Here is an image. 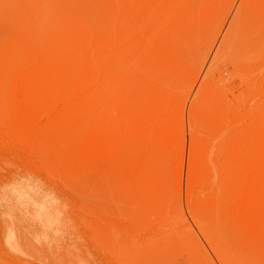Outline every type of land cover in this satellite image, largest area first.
I'll return each instance as SVG.
<instances>
[{"label":"rangeland","instance_id":"rangeland-1","mask_svg":"<svg viewBox=\"0 0 264 264\" xmlns=\"http://www.w3.org/2000/svg\"><path fill=\"white\" fill-rule=\"evenodd\" d=\"M59 1L64 6L67 4V12L76 17L85 14L80 19L93 25L97 22L96 27L123 26L122 14L118 16L110 0H73V4L71 0L70 3ZM42 2L0 0V78L3 79L0 90L9 79L3 73L16 54V44L32 42L36 31L52 16L47 2ZM133 3L141 5L147 16L153 11L152 15L158 17H152L154 26H160L156 34H167V42L173 45L168 55V63L176 60L168 64L173 71L169 67L161 72L149 71L145 77H150L157 87L185 106L190 132L201 140L206 139L207 147L215 153L222 141V131L236 132L251 122L264 123V0H193L189 6L164 12L155 5V0ZM146 4L149 10L152 7L151 11ZM87 7L91 12L94 9V13L90 15ZM144 16L141 20L147 17ZM159 18H162L160 22ZM191 76L193 83L197 82L194 87ZM37 83V109L42 112L51 105L60 81L58 77L48 76L40 77ZM3 99V103L0 101V117L4 115V119L0 118V264H262L249 255L237 253L222 233L220 223L199 220L192 227L182 218L174 200L168 199L171 195L158 162L146 161L141 172L123 166L86 165L71 155L69 133L58 127L51 129L46 120L36 118L28 131L31 136L8 128L4 123L6 113L2 111H7V101ZM100 112L110 113L111 108L105 106ZM36 139L38 142H34Z\"/></svg>","mask_w":264,"mask_h":264},{"label":"bare ground","instance_id":"bare-ground-1","mask_svg":"<svg viewBox=\"0 0 264 264\" xmlns=\"http://www.w3.org/2000/svg\"><path fill=\"white\" fill-rule=\"evenodd\" d=\"M44 1L47 2L52 16L48 21L45 20L47 22L36 31V34L34 32L32 42L23 43V38L20 41L22 44H16L14 58L9 59L11 61L8 66L4 65V67L7 66L3 73L4 77H9L7 83L4 82L6 85L3 89L1 88L2 91L0 90V101L4 102L2 97L7 101V111L2 110L6 113L5 125L26 136L24 133L31 129L36 118L46 120L51 125V129L53 127V130H57L54 127H58L69 133L71 155L91 167L123 166L132 172H141L146 161L158 162L164 172L166 185L171 195L168 199L174 200L182 218L187 219L192 227L197 225L199 220L212 219L220 223L222 233L226 235L230 243H233L236 252L249 255L264 264V123L251 122L236 132H233V128L232 132L222 131L220 139L222 141L214 153L207 147L206 139H199L197 137L199 135H194L188 129L185 106H181L176 97L169 95V92L157 87L150 81V77H145V73L149 71L161 72L168 67L171 69L168 64L176 61L168 63L170 47L173 45L167 42V34L160 36L156 34L160 26H154L152 7L149 10L150 6L146 4L147 7L149 6L148 11L152 12H149L151 16L149 14L147 16L141 5L133 3L135 0H110L114 9L119 12L118 16L122 14L123 26L119 28L110 26V29H106L103 27L105 25H100V28L94 26L97 23L96 19L93 25L80 19L82 15L76 17L70 11L67 12L69 10H66L67 4L65 7L59 0ZM71 1L73 4V0ZM65 2L67 3L68 0ZM191 2L193 0H155V5L164 12L171 9L179 10L189 6ZM72 7L74 8L73 5ZM231 8L234 9V7ZM76 9L73 11L76 12ZM88 11L90 14L89 8ZM113 12L116 13V11ZM40 13L42 15V11ZM115 13L112 14L116 15ZM89 14L87 13V16ZM143 16L147 17L141 20ZM44 18L46 19L47 16ZM114 18L117 17L114 16ZM160 19L162 18L158 19L159 22ZM104 24L107 23L104 22ZM3 27L5 28V25ZM25 32V34L28 33L27 30ZM18 34L16 36H19ZM175 69L177 71V68ZM191 70L194 69L191 67ZM172 71L169 72L172 73ZM178 72L177 74H180ZM48 76L58 77L60 84L56 96L51 100V105L39 112L36 86L40 77ZM190 82L189 85L193 83V80L192 83ZM195 84L193 83V87L196 86ZM191 101H193L192 97ZM105 106L111 108L110 113L100 112V109ZM220 110L223 111L221 107ZM3 117L0 118L4 119ZM10 132L12 133L11 130ZM29 135L31 136V133ZM24 145L26 147L28 144ZM110 173L113 172L110 171ZM130 176L133 178L132 175ZM185 220L182 219V221Z\"/></svg>","mask_w":264,"mask_h":264}]
</instances>
